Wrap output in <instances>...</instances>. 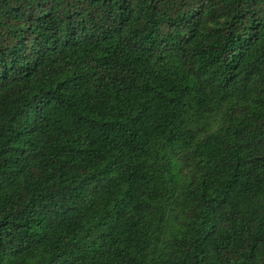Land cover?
I'll list each match as a JSON object with an SVG mask.
<instances>
[{"label":"trees","instance_id":"obj_1","mask_svg":"<svg viewBox=\"0 0 264 264\" xmlns=\"http://www.w3.org/2000/svg\"><path fill=\"white\" fill-rule=\"evenodd\" d=\"M0 264H264V0H0Z\"/></svg>","mask_w":264,"mask_h":264}]
</instances>
